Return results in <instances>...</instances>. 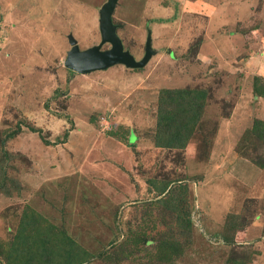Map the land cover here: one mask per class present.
<instances>
[{
	"label": "rangeland",
	"instance_id": "rangeland-1",
	"mask_svg": "<svg viewBox=\"0 0 264 264\" xmlns=\"http://www.w3.org/2000/svg\"><path fill=\"white\" fill-rule=\"evenodd\" d=\"M183 1L119 0L156 53L82 74L69 35L99 45L107 0H0V264H264V0H215L224 34Z\"/></svg>",
	"mask_w": 264,
	"mask_h": 264
},
{
	"label": "water",
	"instance_id": "water-1",
	"mask_svg": "<svg viewBox=\"0 0 264 264\" xmlns=\"http://www.w3.org/2000/svg\"><path fill=\"white\" fill-rule=\"evenodd\" d=\"M119 0H107L100 11V29L102 41L99 45L81 50L73 35H69L72 45L65 60V65L71 70L86 74L98 70H106L116 64H124L129 68L145 67L156 53L152 46V32H148L145 55L137 59L129 50H126L119 37L118 26L113 21V14ZM110 44L111 48L104 50L103 46Z\"/></svg>",
	"mask_w": 264,
	"mask_h": 264
},
{
	"label": "crops",
	"instance_id": "crops-1",
	"mask_svg": "<svg viewBox=\"0 0 264 264\" xmlns=\"http://www.w3.org/2000/svg\"><path fill=\"white\" fill-rule=\"evenodd\" d=\"M222 5V1L215 2V0H185L180 5L181 16L178 21L182 19L185 24L190 26L189 29H193L191 25L198 21L195 19H199V21L201 20L208 24L207 28H205L206 34H224L221 28L226 26L225 23L227 20H225V18L224 20L222 19ZM229 22H232L231 19ZM187 33H190V31L188 30L183 34Z\"/></svg>",
	"mask_w": 264,
	"mask_h": 264
},
{
	"label": "trees",
	"instance_id": "trees-1",
	"mask_svg": "<svg viewBox=\"0 0 264 264\" xmlns=\"http://www.w3.org/2000/svg\"><path fill=\"white\" fill-rule=\"evenodd\" d=\"M164 93H166L167 96H165L163 98V99H166V100L161 101L162 102L161 103L162 106H164V104H167L169 101H172V99L173 100L176 99L175 101H178V97L181 98V97H184L185 95L186 96L189 95V92H187V94H186V93L182 92V90L175 92V90H171V89L164 91ZM174 94H175V96H174ZM190 94H191V92H190ZM181 99H183V98H181ZM180 104L181 105L183 104V100H181ZM177 112H179V111L178 110H174L173 112L171 110H168V111L165 110L164 111L165 114L162 116V118H164L167 121V123L165 124L166 127H168L169 129L174 128L175 130H173L171 132L172 135H170L169 137H166L163 133L160 132V135H158L157 140L158 141L162 140L163 142H161V143L163 145L174 146L176 144H179V145L182 146V145H184L186 143V141L189 138V135H185L184 136V134L182 133L183 130L181 129L180 125L176 124V123L179 122L177 117L175 116V114ZM196 113L200 114V111L199 112L197 111ZM198 117H199V115H198ZM196 121H197V118L193 117L192 125H194L196 123ZM172 123H173V126H172ZM176 127H178V128H176ZM60 235L64 236L63 233H60L57 236L60 238Z\"/></svg>",
	"mask_w": 264,
	"mask_h": 264
}]
</instances>
